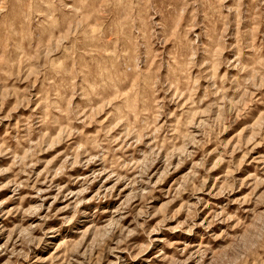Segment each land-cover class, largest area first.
I'll use <instances>...</instances> for the list:
<instances>
[{
  "label": "rangeland",
  "instance_id": "374dc122",
  "mask_svg": "<svg viewBox=\"0 0 264 264\" xmlns=\"http://www.w3.org/2000/svg\"><path fill=\"white\" fill-rule=\"evenodd\" d=\"M0 264H264V0H0Z\"/></svg>",
  "mask_w": 264,
  "mask_h": 264
}]
</instances>
